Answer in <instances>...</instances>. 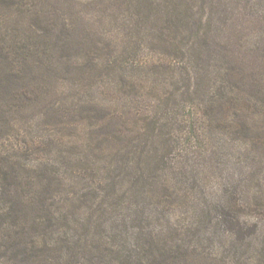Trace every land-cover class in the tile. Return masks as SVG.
Here are the masks:
<instances>
[{
    "label": "trees",
    "instance_id": "16d2710c",
    "mask_svg": "<svg viewBox=\"0 0 264 264\" xmlns=\"http://www.w3.org/2000/svg\"><path fill=\"white\" fill-rule=\"evenodd\" d=\"M140 2L147 8L141 11L143 16L151 19L176 8L180 15L183 10V26L190 23L189 15L197 13V0ZM31 3L0 0V70L7 65L4 70L12 77L23 69L20 66L39 67L45 56L54 55L56 42L49 29H44V36L38 34L47 38L42 43V38L22 35L20 26L5 24L3 8L29 12ZM178 20L181 23L180 16ZM164 28L173 35L160 28L153 38L165 45L131 64L132 69L136 65L145 68L149 77L131 73L128 61L118 64L115 60L105 69L113 76L108 101L74 97L80 109L92 110L75 115L80 123L88 122L95 141L92 149L104 156V187H96L105 192L103 201L95 200L99 192L94 199L80 201L77 192L83 189L65 191L67 181L58 168L21 164L15 160V149L0 148V251L6 256L10 251L19 262L38 259L41 264H52L53 252L64 259L63 264L194 263L190 253L196 247L177 244L181 232L174 218L175 207L192 203L198 191L205 203L193 202L195 214L188 217L201 226L183 232L230 239V250L244 253L261 241L256 251L264 255V72L260 65L255 70L252 63L242 69L226 67L223 96L215 98L209 86L196 87L199 71L209 68L212 59L207 32L201 33V25L190 32ZM235 42L231 52L237 59L241 39ZM248 49L249 53L261 50L257 45ZM99 65L91 61L81 69L89 72ZM237 74H241L239 79ZM160 82L173 89L160 91ZM119 93L124 94L122 103ZM16 106L0 98L1 132L11 127L10 115L18 112ZM6 138L0 133L2 145ZM242 144L245 151H241ZM54 182L56 189H49ZM208 199L213 203L210 207ZM161 219L168 231L157 228ZM3 262H9L8 258Z\"/></svg>",
    "mask_w": 264,
    "mask_h": 264
},
{
    "label": "rangeland",
    "instance_id": "374dc122",
    "mask_svg": "<svg viewBox=\"0 0 264 264\" xmlns=\"http://www.w3.org/2000/svg\"><path fill=\"white\" fill-rule=\"evenodd\" d=\"M151 1L154 3V0ZM170 3L172 9L175 4L172 1ZM182 5L185 7L186 3ZM30 7L32 9L29 12L3 8L2 11L6 14L5 24L9 27L20 26L22 35L29 36L28 38L37 36L38 40L42 38L39 40L42 43L47 38L38 34L44 36V29H49L56 47L54 55L45 56L39 67L20 66L23 69L16 77L4 70L8 68L7 65L1 68L0 98L5 102L17 103L18 112L10 115L11 127H5L3 132L0 130L8 138L3 145V141H0V148L15 149V160L21 164L38 166L44 170L58 168L67 181L65 191L83 189L77 192L80 201L90 200L98 192L99 195L94 196L95 200L103 201L105 192H100L101 189L96 187H104V156L92 149L95 141L91 138L92 130L88 128V122L80 123L75 115L78 111L84 114L91 113L92 110L86 106L80 109V106L75 105L77 100L74 97L87 100L96 96L108 101V85L113 80L112 72L105 70L108 62L116 60L118 64H125L128 61L131 73L149 77L145 68L136 65L132 69L131 64H138V61L140 63L144 58L152 56L154 49L165 45L163 41L154 40L157 30L163 28L165 33L173 35L172 31L169 32L164 27L173 31L180 27L190 32L201 25L200 31L207 32V39L212 47V59L209 68L207 65V68L199 71L200 85L196 87L200 90L209 86L210 95L212 93L215 98L218 95L220 99L224 90L221 87L224 85L222 77L226 75V67L230 65L242 69L246 64L252 63L255 70L259 71L260 65V71L264 72V50L260 48L264 43V0H197V13L193 17L189 15L190 23L184 26L183 10L180 15V9L176 8L156 19L146 18L141 11L147 8L141 7L140 0H32ZM198 17H202L201 22L196 21ZM238 37L242 47L237 52L239 57L235 59L231 50L235 48ZM249 45H257L261 50L249 53ZM242 58L244 59L239 61ZM91 61H98L100 65L91 68L89 72L82 71L81 67H86ZM236 77L239 79L241 74ZM158 87L160 91L164 87L173 89V86L169 88L162 85V82L158 83ZM117 96L120 97V103L124 102V94L119 93ZM251 110L254 111V108ZM242 148L241 151H245V145ZM65 159L69 160L64 162ZM233 161L235 163L237 160ZM234 163L231 165L233 168ZM73 182L79 184L74 186ZM55 185V182L51 183L49 189H56ZM188 186L192 187L194 183H189ZM195 194L198 196L194 195L192 201L204 204L202 193L198 191ZM192 203L175 207L177 218L173 222L182 233L179 232L177 244L187 247L192 243L196 247V252L190 253L194 258V263L191 264H264V255L261 256L256 251V246L261 241L254 242L255 248L251 247L244 253L230 250V239L189 234L193 231L183 232L187 228L198 229L197 226H201L196 219H192L193 216L188 217L195 214L196 208ZM207 203L208 207L213 205L209 199ZM141 204L146 206L145 203ZM53 206L56 207V203ZM162 220L160 224L157 223V228L168 231L166 222L163 223ZM261 238L264 240V232ZM50 255V263L63 264L64 259L56 256V252ZM12 256L10 251L7 256L0 251V264H41L38 259L19 262L12 259ZM7 258L9 262H3Z\"/></svg>",
    "mask_w": 264,
    "mask_h": 264
}]
</instances>
